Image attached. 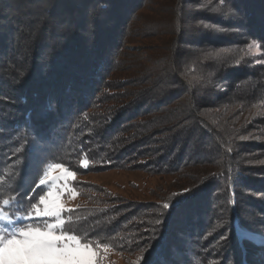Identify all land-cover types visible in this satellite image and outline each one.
<instances>
[{"label": "trees", "instance_id": "1", "mask_svg": "<svg viewBox=\"0 0 264 264\" xmlns=\"http://www.w3.org/2000/svg\"><path fill=\"white\" fill-rule=\"evenodd\" d=\"M156 1L0 0V226L38 225L53 164L146 168L172 178L156 203L77 183V221L116 228L91 243L127 264H264V0H163L161 40L131 50Z\"/></svg>", "mask_w": 264, "mask_h": 264}, {"label": "rangeland", "instance_id": "2", "mask_svg": "<svg viewBox=\"0 0 264 264\" xmlns=\"http://www.w3.org/2000/svg\"><path fill=\"white\" fill-rule=\"evenodd\" d=\"M162 3L163 0H157L155 2V6L158 7H156L154 10H152V8L148 9L149 7L147 6L141 8L140 14L144 15V18L142 20H145V23L142 24V27H146L155 23L158 24V27L157 29L155 27H150L151 30L155 29V32L152 31L150 33H147V35L144 36L147 39L145 38L144 40L143 38L134 39V43H129L127 45L128 48H130L131 50L137 47L140 49L148 48L146 47L145 43L148 44L149 42H152V36L156 35V37L160 39L159 35H163L165 33L168 25L170 24V18H169V14L164 13L165 7L164 4ZM187 10L190 9L188 8ZM161 15H164L166 18L163 19ZM248 46H250L247 49L248 52H250L251 54L252 53L260 54L261 50L260 48L257 47L256 44H251ZM152 67L155 68L156 70H159L158 65L155 63H152ZM122 68L128 69L129 67L122 66ZM128 73L129 72L125 74ZM246 85H247L246 90L251 91V88L253 86L252 83L248 82L246 83ZM120 97L121 95H116L114 97L115 101L111 102L112 104H114V107H117L116 104L121 103L125 97H128V94L127 93L123 94L121 99ZM112 108L113 106L110 107L109 110H111ZM140 121L141 119H139V122ZM146 134L147 132L139 133L138 137L145 136ZM131 140H135V138L132 136V139H130V141ZM130 141L125 140L124 142H121L120 140L118 142L124 143V145L127 146L128 143L126 142H130ZM110 148L113 149L115 147L111 146ZM132 158L133 159L136 158L135 154L133 153H132ZM128 163L132 164L130 162ZM148 171L149 170H147L146 168H134V167H123L122 169L100 168L95 171H90L84 175H80L77 174L72 168L70 169L66 164L63 163L53 164L48 167L47 172L43 177V180H45V184L43 186L45 187L46 190L43 196L47 198V193L51 191L53 193V198L57 199L58 202L63 206V212L61 213V218L64 219L65 221V226L63 228V231L65 232L66 235L77 236L81 244H88L90 246L89 254L92 255L93 264H115V263L127 264L128 260H127V256H125L126 253L124 251L123 252L121 251L120 254H118L115 251L111 252L109 246L103 245L102 247H96L98 244L94 245L95 243H91L90 240H94L95 238L106 237L108 239L109 236L108 233L109 234L113 232L116 233V228L114 229V231H109L107 230L108 226H106L107 222H101L100 220L93 222L86 221L84 225L82 224L84 222L83 218L77 221V211L79 210L81 204H83L84 202L82 192L80 191V188L77 186V183L90 182L95 189L104 191L105 194L103 196H100V199L102 198V201L107 200L103 197L109 195L112 196L113 194L114 195L116 194L120 198H122V200H126V201H129L130 199V200H139L142 203H156L158 201V197H156L155 194L158 193L162 194L163 192H166L165 190L170 188V186L173 184L172 178L151 176L147 174ZM109 202H111V200H109ZM38 204L39 205L37 208L43 207V205L40 204L39 200H38ZM109 205L110 203H107V206ZM90 214H92V212ZM135 214H136L135 211H132V213L129 212V215L132 217H134ZM191 218H196V217H191ZM207 218L208 217H206V222H207ZM31 220L38 223L37 226L30 225L31 227H40L42 229L48 223H55L54 218L38 217L36 216V214L32 216ZM123 224L124 223L121 220L118 223L119 228ZM77 227L79 231H76L75 233L73 229H76ZM19 228H23V227L18 224L8 225L3 223L0 226V235H2L5 232H8L9 230H16ZM127 229L128 228L124 229V231L121 230V232L125 234ZM59 234L60 232L57 231L56 235ZM260 242L264 243V239H261ZM100 252H102L101 255Z\"/></svg>", "mask_w": 264, "mask_h": 264}, {"label": "snow or ice", "instance_id": "3", "mask_svg": "<svg viewBox=\"0 0 264 264\" xmlns=\"http://www.w3.org/2000/svg\"><path fill=\"white\" fill-rule=\"evenodd\" d=\"M44 184L45 180L41 179L39 185ZM39 201L43 207L37 208L36 216L54 218L55 223H48L43 229L28 226L0 235V264H93L92 255L89 254L90 246L81 244L77 236L66 235L63 231V206L53 198V193L49 191L47 198L39 195ZM3 204L8 205L9 201L4 200ZM163 207L168 209L170 205L166 203ZM0 219H8L3 209H0ZM57 231L59 235H56Z\"/></svg>", "mask_w": 264, "mask_h": 264}]
</instances>
